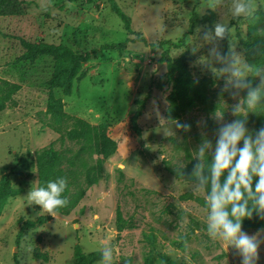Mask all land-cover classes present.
Masks as SVG:
<instances>
[{
	"label": "rangeland",
	"instance_id": "1",
	"mask_svg": "<svg viewBox=\"0 0 264 264\" xmlns=\"http://www.w3.org/2000/svg\"><path fill=\"white\" fill-rule=\"evenodd\" d=\"M116 2L130 16L134 30L148 42L181 41L179 46L151 47L132 41L121 50H98L103 43L120 42L129 36L106 0H0V78L20 85L0 110V177L8 173L11 184L22 188L21 193L6 198L0 212V264H71L75 244L88 253L101 251L105 243L113 247V264H163V256L178 264H239L231 246L208 237L203 206L180 197L185 192L203 194L194 192L190 181L175 174L180 160L185 162L183 173L192 170V151L202 137L214 142L215 130L206 123L217 124L215 111L222 109V103L231 105L244 95L229 97L221 92L223 76L203 64L211 45L200 39L198 28L208 24L190 25L192 11L199 17L214 13V24L222 10L204 7L206 0ZM252 4L255 12L251 18L229 20L232 35L218 42L222 50L233 44L245 58L236 32L245 37L250 22H258L260 27L264 24V0H252ZM23 39L62 43L78 51L94 48L96 52L82 63L66 92L51 87L52 57L40 54L33 61L22 57ZM182 51L191 74L211 80L208 94L217 105L198 102L182 117L190 129L175 130L173 124L175 134L168 136L160 120L166 119L171 85L165 62L159 58L163 52L175 57ZM147 93L133 126L130 117L138 106L135 100ZM55 99L63 103L66 112L90 124L104 123L116 141L98 182L67 215L39 211L40 206L29 204L26 198L29 189L37 187L35 150L52 141L60 148L77 147L70 140L61 145L56 140L58 133L45 124L51 120L45 112L47 106ZM234 118L230 110L224 111L223 121ZM117 206L133 224L121 231L115 224ZM40 215L50 218L23 225ZM257 229L242 228L248 234ZM94 264H101V260ZM256 264H264V244L258 248Z\"/></svg>",
	"mask_w": 264,
	"mask_h": 264
},
{
	"label": "clouds",
	"instance_id": "2",
	"mask_svg": "<svg viewBox=\"0 0 264 264\" xmlns=\"http://www.w3.org/2000/svg\"><path fill=\"white\" fill-rule=\"evenodd\" d=\"M204 7L222 12L210 28L207 25L198 28L200 39L211 45L203 64L215 75L223 76L222 93L229 97H240L241 92L244 95L231 105L222 103V109L215 111V140L202 137L192 151L196 162L188 180L194 192L203 194L208 237L231 246L239 256V264H256L258 248L264 244V228L248 234L241 225L254 212L264 220V125L253 130L247 127L249 112L264 113V65L253 68L233 44L222 50L218 43L232 35L230 19L251 18L255 9L252 0H206ZM252 76L258 77L255 86ZM226 109L234 119L223 121ZM173 124L175 130L187 131L191 127L179 120L171 123L160 120L168 136L175 134ZM184 167L183 160L175 167L181 177ZM66 188L67 178L56 176L43 185L31 187L26 198L29 204L39 205V211L51 214L68 203ZM101 264H113V247L108 243L102 246Z\"/></svg>",
	"mask_w": 264,
	"mask_h": 264
},
{
	"label": "trees",
	"instance_id": "3",
	"mask_svg": "<svg viewBox=\"0 0 264 264\" xmlns=\"http://www.w3.org/2000/svg\"><path fill=\"white\" fill-rule=\"evenodd\" d=\"M72 1V0H70ZM85 3H91L95 0H82ZM111 9L120 17L123 26L129 36L120 42L103 43L98 50H121L129 42L140 41L148 46H162L163 44H172L179 46L181 41L172 42L170 40H161L158 42H148L144 35L135 31L131 24V18L118 5L116 0H106ZM264 21V13L261 15ZM214 22V13H205L201 17L195 11L190 14V25L196 23H207L209 27ZM237 38L244 48L245 59L253 66H261L264 63V24L261 27L258 22H250L247 28V34L242 37L236 32ZM24 48L22 57L33 61L38 55L45 54L52 57L54 61L53 71L50 77L51 87L63 88L66 92L70 90L73 78L81 69L82 63L90 54L96 52L94 48L87 51H78L62 43L46 42L43 40L28 41L21 40ZM159 61L165 62L166 76L170 81L171 89L167 95L168 106L165 109V117L168 121H181L187 112L192 110L200 101L206 106H216L208 94L211 80L206 77H194L187 63L186 52L182 51L178 56L171 57L163 52ZM83 74V73H82ZM255 76L250 77L253 86L257 84ZM20 85L15 82L0 78V110L11 101L12 95L19 89ZM149 97L147 93L143 98L136 99L138 104L134 114L130 117V122L134 126L136 120L142 113L143 106ZM50 116V121H46V126L58 133L56 140L61 145L65 140H70L77 144V147L60 148L55 146V141L35 150L37 186L43 185L48 179L56 176L67 178V188L64 195L67 196L68 203L55 211L67 215L76 207L79 201L84 197L87 189L96 184L102 173L103 163L116 149V141L112 139L104 123L97 125L90 124L84 119L72 115L63 109V103L60 100H52L45 111ZM215 130L217 124L213 121L206 123ZM247 125L250 130L257 129L264 125V113L249 112L247 114ZM196 161H193V164ZM191 171L184 173L183 178L189 181ZM177 177L182 178L177 172ZM22 192L21 187H14L10 182L8 173L0 177V212L9 196H14ZM182 199H192L203 206V197L197 196L191 192H185L180 195ZM50 215H40L35 221L26 220L24 226H29L35 222H45ZM115 224L117 231H121L133 224L128 223L123 217L119 206L115 210ZM242 228H264V220L257 217L254 212L251 218L242 220ZM175 244V241H172ZM183 246V243H181ZM36 256L43 254L35 253ZM163 264H178L171 258L163 256ZM101 260V251L94 250L83 252L78 244L74 245L73 262L71 264H94ZM15 264H17L15 262Z\"/></svg>",
	"mask_w": 264,
	"mask_h": 264
}]
</instances>
